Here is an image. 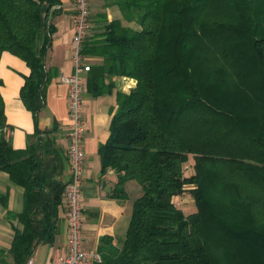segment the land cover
<instances>
[{
  "label": "trees",
  "instance_id": "16d2710c",
  "mask_svg": "<svg viewBox=\"0 0 264 264\" xmlns=\"http://www.w3.org/2000/svg\"><path fill=\"white\" fill-rule=\"evenodd\" d=\"M59 4L0 0V59L9 52L30 68L21 99L35 124L27 148L14 149L0 92V171L24 189L23 210L13 215L22 229L0 249V264H29L54 242L65 210L69 159L57 145L58 125L43 130L39 121L59 74L47 66L56 33L49 16ZM104 7H118L122 18L103 15L84 47L86 57L101 59L90 65L88 94H112L118 77L136 85L118 95L99 148L102 174H117L114 199H127L131 180L144 193L123 244L101 239L102 264H264V0H104ZM184 194L194 200L191 213L178 206ZM0 199L7 206L8 196Z\"/></svg>",
  "mask_w": 264,
  "mask_h": 264
},
{
  "label": "crops",
  "instance_id": "0c3cea01",
  "mask_svg": "<svg viewBox=\"0 0 264 264\" xmlns=\"http://www.w3.org/2000/svg\"><path fill=\"white\" fill-rule=\"evenodd\" d=\"M60 4L49 16V22L56 28L53 37L52 49L47 58V66L58 71V77L53 80L47 92V104L40 114V128L50 129L57 124L59 134L57 145L68 156L69 140L66 130L70 119L68 112L69 87L61 81L63 75H71L74 71L68 56L74 38L73 19L75 14L74 0H59ZM105 15L108 21L121 19L122 14L118 7H104V0H91V30L86 41L88 43L94 34L99 33L105 25ZM44 32L38 35L37 47H42ZM86 45V44H85ZM69 54V55H68ZM71 58V57H70ZM71 60V59H70ZM72 62V60H71ZM86 62L95 65L101 62L97 57H86ZM73 64V63H72ZM30 75V68L25 61L17 56L4 52L0 59V92L5 103L6 123L12 130L11 143L14 149L24 150L35 132L33 114L27 109L21 99V89L25 78ZM136 85L135 79L118 77L115 79V88L112 94L98 98L85 95L84 120L86 127L84 147L86 152V169L83 182V235L86 249L101 254L99 247L101 239H112L110 245L120 247L127 234L133 214L135 202L142 197L143 188L134 180L126 183V200L111 197L118 177L110 169L102 174V162L99 154L100 146L109 138V127L113 113L117 109V98L121 93H128ZM70 178L69 170L66 175ZM8 196L5 206L0 199V249L9 250L16 230H21L22 225L13 215L19 214L24 206V189L12 183L6 172L0 171V196ZM184 194L178 197L177 202ZM191 197V196H190ZM191 213L195 210L194 200L190 199ZM181 205V209L186 208ZM188 211V210H187ZM67 227L65 210L62 211L58 222V232L52 244L38 247L33 259V264H54L56 259L67 254Z\"/></svg>",
  "mask_w": 264,
  "mask_h": 264
},
{
  "label": "built area",
  "instance_id": "2783aa9c",
  "mask_svg": "<svg viewBox=\"0 0 264 264\" xmlns=\"http://www.w3.org/2000/svg\"><path fill=\"white\" fill-rule=\"evenodd\" d=\"M73 19L74 38L70 57L74 71L63 75L61 81L69 87L68 112L70 124L66 130L69 140L68 159L70 178L64 193L65 221L67 227V247L65 256L56 259L54 264H102L103 257L98 252L85 248L83 235V182L86 169L84 147L86 127L84 120V101L88 93L87 76L91 66L86 62L84 47L90 33L91 0H74ZM6 138H11L12 130L3 129ZM34 259L29 261L33 264Z\"/></svg>",
  "mask_w": 264,
  "mask_h": 264
},
{
  "label": "rangeland",
  "instance_id": "374dc122",
  "mask_svg": "<svg viewBox=\"0 0 264 264\" xmlns=\"http://www.w3.org/2000/svg\"><path fill=\"white\" fill-rule=\"evenodd\" d=\"M72 43H73V39H72ZM72 43H71V48L69 49V53H70V51H71V49H72ZM69 55V54H68ZM68 59H69V61H70V63H71V65H73L72 64V62H71V58L68 56ZM190 166L189 165H187V169L188 170H186V173H189L190 172V168H189ZM144 193V192H143ZM190 199H191V197L190 196H183V198H181L177 203H178V206L179 207H181V205H180V203L182 204V206H184L185 208H186V210L185 209H183L185 212H189V210H191V208H192V205L193 204H190ZM195 208V206L193 207V209ZM188 210V211H187Z\"/></svg>",
  "mask_w": 264,
  "mask_h": 264
}]
</instances>
